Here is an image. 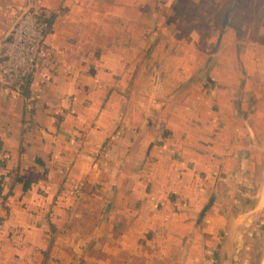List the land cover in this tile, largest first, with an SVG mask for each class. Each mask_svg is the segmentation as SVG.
Listing matches in <instances>:
<instances>
[{
    "label": "crops",
    "instance_id": "0c3cea01",
    "mask_svg": "<svg viewBox=\"0 0 264 264\" xmlns=\"http://www.w3.org/2000/svg\"><path fill=\"white\" fill-rule=\"evenodd\" d=\"M38 3L47 60L0 91V264H260L264 0Z\"/></svg>",
    "mask_w": 264,
    "mask_h": 264
},
{
    "label": "built area",
    "instance_id": "2783aa9c",
    "mask_svg": "<svg viewBox=\"0 0 264 264\" xmlns=\"http://www.w3.org/2000/svg\"><path fill=\"white\" fill-rule=\"evenodd\" d=\"M11 26V33L0 47V91L18 93L25 89L38 65L47 60L49 22L38 0H25Z\"/></svg>",
    "mask_w": 264,
    "mask_h": 264
},
{
    "label": "water",
    "instance_id": "95a60500",
    "mask_svg": "<svg viewBox=\"0 0 264 264\" xmlns=\"http://www.w3.org/2000/svg\"><path fill=\"white\" fill-rule=\"evenodd\" d=\"M12 29H13V26L10 27V29H9L8 32L5 34V36L1 39V41H0V47H1L2 43L8 38V36H9V34L11 33Z\"/></svg>",
    "mask_w": 264,
    "mask_h": 264
},
{
    "label": "rangeland",
    "instance_id": "374dc122",
    "mask_svg": "<svg viewBox=\"0 0 264 264\" xmlns=\"http://www.w3.org/2000/svg\"><path fill=\"white\" fill-rule=\"evenodd\" d=\"M261 254H262V252H259V260H260V257H262ZM253 264H258V262H253ZM260 264H264V260H262Z\"/></svg>",
    "mask_w": 264,
    "mask_h": 264
}]
</instances>
